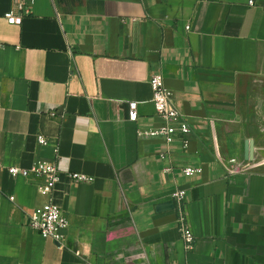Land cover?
I'll list each match as a JSON object with an SVG mask.
<instances>
[{
	"label": "crops",
	"instance_id": "crops-1",
	"mask_svg": "<svg viewBox=\"0 0 264 264\" xmlns=\"http://www.w3.org/2000/svg\"><path fill=\"white\" fill-rule=\"evenodd\" d=\"M13 8L0 0V264H264V164L239 155L264 82V0H34L15 25ZM159 74L190 126L186 147L139 136L163 125ZM40 161L61 171L62 243L27 226L46 178L9 173Z\"/></svg>",
	"mask_w": 264,
	"mask_h": 264
},
{
	"label": "built area",
	"instance_id": "built-area-1",
	"mask_svg": "<svg viewBox=\"0 0 264 264\" xmlns=\"http://www.w3.org/2000/svg\"><path fill=\"white\" fill-rule=\"evenodd\" d=\"M14 8L6 15L8 22L12 25L19 24L21 21L32 14V5L34 0H13ZM253 5V2H250ZM18 12L19 16L16 15ZM153 90V104L156 115L163 121L160 127H152L139 130V136L162 140L168 147L176 141H181L184 147L187 146V135L190 132V126L185 120L183 114L179 111L173 94L165 87L164 77L155 75L150 80ZM139 104L132 102L129 104L128 117L131 122H136L139 117ZM40 145H47L48 140L45 136L38 137ZM169 152V150H168ZM168 153H162V158H166ZM182 172L186 176H193L200 173L201 169L185 168ZM9 173L13 177L29 178L31 176L45 177L47 182L45 187L41 188V193L48 196V201L41 207L37 208L27 216V226L33 231L39 233L43 238L52 240L56 243H62L65 239V233L69 228V220L63 210L53 201V192L60 181L61 171L57 164L40 161L33 164L27 169L10 168ZM72 179L79 183H89L93 181L92 177L83 174H71ZM185 191L177 189L173 192L172 197L179 206H182L185 200ZM179 230L182 238L186 243L187 250L194 248L195 236L192 233L186 218L181 213L179 219Z\"/></svg>",
	"mask_w": 264,
	"mask_h": 264
},
{
	"label": "rangeland",
	"instance_id": "rangeland-1",
	"mask_svg": "<svg viewBox=\"0 0 264 264\" xmlns=\"http://www.w3.org/2000/svg\"><path fill=\"white\" fill-rule=\"evenodd\" d=\"M253 99L259 102L256 105L250 106L249 112L247 113V120L245 123L246 126L250 128L248 133L251 136L246 138H241L242 146L240 147V157L244 159V147L245 139L254 140L255 142V161L253 162L254 166H259L264 164V82H262L253 92ZM244 161V160H242ZM234 161L230 160L229 163L233 167L236 166ZM246 165V163H244ZM244 164H239L241 167H244ZM239 168L240 170L242 168Z\"/></svg>",
	"mask_w": 264,
	"mask_h": 264
},
{
	"label": "water",
	"instance_id": "water-1",
	"mask_svg": "<svg viewBox=\"0 0 264 264\" xmlns=\"http://www.w3.org/2000/svg\"><path fill=\"white\" fill-rule=\"evenodd\" d=\"M244 160L247 163L255 161V142L254 140H246L244 147Z\"/></svg>",
	"mask_w": 264,
	"mask_h": 264
}]
</instances>
